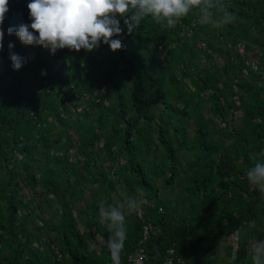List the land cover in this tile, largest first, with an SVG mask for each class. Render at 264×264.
Segmentation results:
<instances>
[{
    "label": "trees",
    "instance_id": "1",
    "mask_svg": "<svg viewBox=\"0 0 264 264\" xmlns=\"http://www.w3.org/2000/svg\"><path fill=\"white\" fill-rule=\"evenodd\" d=\"M28 2L10 0L3 24L0 264H111L100 202L119 203L121 190L138 186L149 203L141 218L126 217L123 264L143 225L145 264H160L167 249L170 264H210L218 249L226 264H251L249 244L264 240V193L245 175L264 162V0H224L236 19L219 29L200 22L196 5L173 29L144 19L129 33L121 20L125 50L55 54L7 34L31 22ZM11 52L30 57L18 71ZM203 101L222 123L215 131L196 120ZM158 177L185 193L158 197ZM84 190L92 201L75 206ZM29 203L49 246L31 242Z\"/></svg>",
    "mask_w": 264,
    "mask_h": 264
},
{
    "label": "clouds",
    "instance_id": "2",
    "mask_svg": "<svg viewBox=\"0 0 264 264\" xmlns=\"http://www.w3.org/2000/svg\"><path fill=\"white\" fill-rule=\"evenodd\" d=\"M196 5L200 6L202 24L219 29L235 22V14L224 0H29L27 7L31 22L9 26L7 34H14L24 45L49 49L52 54L64 48L91 52L101 44L117 52L127 48L123 43L121 20L129 33L139 28L144 19L173 29ZM9 11L10 0H0V53L4 49L3 24ZM14 47L15 44L9 42L8 48ZM9 58L12 68L18 71L30 57L11 52ZM41 74L45 75L46 70L42 69ZM261 155L264 156V153ZM252 159L257 161L255 156ZM245 175L250 185L264 193V162L253 163L246 169ZM121 193L119 203L109 205L101 201L99 205L101 222L109 225L112 232L106 242L111 264H123L127 240L126 217L142 210L147 195L139 186L131 196L126 194V190H121ZM249 249L251 264H264V240L250 243ZM238 253L239 249L233 248L232 258L236 259Z\"/></svg>",
    "mask_w": 264,
    "mask_h": 264
},
{
    "label": "rangeland",
    "instance_id": "3",
    "mask_svg": "<svg viewBox=\"0 0 264 264\" xmlns=\"http://www.w3.org/2000/svg\"><path fill=\"white\" fill-rule=\"evenodd\" d=\"M215 60L220 63V59L216 56ZM249 64V62H248ZM251 66V65H249ZM253 67V66H251ZM128 83V81H126V84ZM207 103L205 101L202 102L201 104V114H198L196 117V120L199 124H202L207 126L208 128H212L215 131V127H219L222 123L219 120V118L217 117V115L211 114L207 109H206ZM234 126L237 125V122H233ZM192 126V124H191ZM150 134L155 135V130L154 129H150ZM188 135H190V132L188 130L187 132ZM212 138H215L214 134L211 135ZM182 164H184V161L182 160ZM154 184L157 186V194L158 197L160 198H166L168 200H170L171 203H173L174 201H176V199L179 198V196H181L183 193H185L184 189L183 192L182 190V185L181 182L174 179V181L169 184V185H165V187H163L164 181H163V177H158L157 179L154 180ZM178 189H180V191H178ZM132 194H134V191L129 193V196H131ZM112 196V194H110ZM94 202L96 204H98V199L95 198L93 199ZM92 200L90 199L88 192L86 190L83 191V200L81 201H77L75 202V206L76 205H84L85 203H89ZM149 202H145L144 204V208L146 206H148ZM29 213L26 215V220H27V227L29 228L32 224L35 225V229L31 230V233L34 234V237L32 239V244L33 245H39L40 247H42V244H46V246L50 245V241L49 239L46 237V235L43 233V228L39 227L40 221L37 220H32V215L34 214L33 212V203H29ZM45 208V212L43 214V216H47L49 214V206L47 204H44L43 206ZM163 211V210H162ZM161 212V211H159ZM76 227L80 230L81 229V224L76 223ZM53 237L51 236L50 239H52ZM97 239H99V237H97ZM27 246V245H26ZM88 247L89 248H95V246L91 243L88 242ZM52 250H54L52 248ZM57 259H60L59 255L57 256ZM62 259V258H61ZM229 260V257H227L222 251H220V249H218V251L215 252V255L212 258V261L210 262V264H225L226 261ZM61 264H68L65 259H62ZM205 264V263H204Z\"/></svg>",
    "mask_w": 264,
    "mask_h": 264
},
{
    "label": "built area",
    "instance_id": "4",
    "mask_svg": "<svg viewBox=\"0 0 264 264\" xmlns=\"http://www.w3.org/2000/svg\"><path fill=\"white\" fill-rule=\"evenodd\" d=\"M233 48L237 53H239V54L242 53V45L240 43L234 44ZM249 65H251V66L255 65L256 66V59L255 58L251 59L249 61ZM251 68H253V67H251ZM157 210L161 211V207H158ZM142 213H143V208L139 213H135V216L137 218H141ZM147 232H148V226L143 225L141 237L137 242V246L133 249V251L131 253L126 255V259H125L126 264H145L146 255H145L144 249L142 247V243L147 236ZM166 251H167V256L165 257V259L160 264H170V262H171L170 253L172 250L167 249Z\"/></svg>",
    "mask_w": 264,
    "mask_h": 264
},
{
    "label": "crops",
    "instance_id": "5",
    "mask_svg": "<svg viewBox=\"0 0 264 264\" xmlns=\"http://www.w3.org/2000/svg\"><path fill=\"white\" fill-rule=\"evenodd\" d=\"M230 242H231V241H230ZM231 244H232V246L234 247V244H233V243H231ZM249 250H250V249H249ZM227 262H229V260H228V261H226V263H227ZM226 263H225V264H226Z\"/></svg>",
    "mask_w": 264,
    "mask_h": 264
}]
</instances>
